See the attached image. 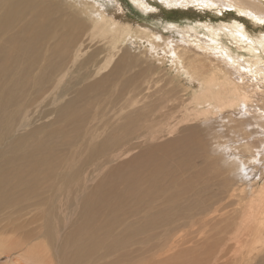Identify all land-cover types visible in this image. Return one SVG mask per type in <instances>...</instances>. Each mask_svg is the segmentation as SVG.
<instances>
[{"label":"bare ground","instance_id":"6f19581e","mask_svg":"<svg viewBox=\"0 0 264 264\" xmlns=\"http://www.w3.org/2000/svg\"><path fill=\"white\" fill-rule=\"evenodd\" d=\"M73 1L78 6L72 0H0V260L98 264L108 258L100 264H130L161 241L174 244L172 236L199 222L197 216L206 212L207 217L201 220L204 225L223 217L217 221L219 245L232 246L234 253L246 256L255 252L259 263H264V175L257 177L261 185L249 213L240 217L221 213L233 203L231 197L242 198L232 192L225 169L241 184V191L246 190V184L255 188L250 187L252 176L241 183L244 163L237 159L238 149L230 151V146L243 143L245 150L264 153V29L257 27L258 32L250 33L236 20L228 23L225 35L248 57L233 59L232 66L225 67L222 55L227 47L210 44L219 38L213 26H206L210 39L189 29L173 39L150 35L149 42L116 13L117 0ZM135 1L150 8L147 0ZM157 1L168 7H236L255 22H264V0ZM105 12L111 16L98 15ZM230 17L241 20L238 15ZM87 31L92 40L105 39L80 58ZM190 37L200 51L179 44ZM112 38L118 42L111 45ZM122 40L129 42L131 49L135 44L139 47L140 41L147 42L150 53L156 52L157 43L159 49L164 46L161 61L152 54V58L147 56L144 49L141 56L150 67H158L156 63L164 66L168 58L177 73L197 86L202 94L194 96L196 110H205L203 118L190 123L188 115L184 117L188 110L181 98L170 100L171 91L165 88L151 92L147 81L141 79L146 72L131 71L137 57ZM124 72L131 75L126 86L129 90L121 78ZM97 74L98 78L87 81ZM109 104L114 106L113 120L106 118ZM37 110L42 111L39 118L53 115L52 119L31 126L38 117L30 116ZM217 115L225 119L215 128L213 118ZM177 133L182 134L174 137ZM208 134L215 140L222 137L210 151L205 147ZM168 137L171 139L164 141ZM161 140L164 142L158 144ZM123 157L127 160L119 161ZM219 163L223 165L220 168L216 167ZM60 164L65 167L56 169ZM210 168H214L213 176L205 175ZM58 173L70 176L71 181L51 180V175L57 177ZM164 177L183 179L184 186L165 191L170 184L160 186ZM107 179H115V185ZM193 181L199 185H191ZM41 182L48 183L40 186ZM85 184L93 186L86 194L72 200L70 194L60 197L62 187ZM126 184L129 191L123 195ZM99 186L102 190L97 192ZM213 186L224 191L214 195L209 192ZM200 187L208 190V199L193 195L180 203L181 192L197 194ZM49 188L60 203L55 208L43 195ZM136 196H141L139 201ZM113 202L119 204L113 206ZM100 248L103 252L98 256ZM213 250L208 246L207 255Z\"/></svg>","mask_w":264,"mask_h":264},{"label":"rangeland","instance_id":"374dc122","mask_svg":"<svg viewBox=\"0 0 264 264\" xmlns=\"http://www.w3.org/2000/svg\"><path fill=\"white\" fill-rule=\"evenodd\" d=\"M117 1H118V5L116 7L118 9V12H116V13L120 14V16H122V18H124L123 22L131 24L133 27L136 26L138 32L140 31L139 33H141L144 37L147 36V40L149 42H151L150 41V35L158 34L159 37H162V36L166 37L167 36V37H172V39H173L175 37L177 38L178 34H180V33H181L180 35L182 36L183 30H189V29H195L194 31L196 32V34L198 36H200L201 38L210 39L211 36L208 33L206 26H208L209 28L211 26H213L214 28H216L218 30V31L217 30H215V31L218 33L219 38H217L215 40L212 39L210 44H213V43L220 44L221 43V44H224L225 47H227L225 54L222 55L225 57V59H224L225 61H222L225 67L232 66L231 61L233 59H239L242 61V58H244L245 56L248 57V54L246 52L240 51L236 47V45H235L236 43L232 37L225 35V28H226V25L228 23H232V22H234V20H236V21L240 22V27H242V28L244 27V29H247L248 32H250V33L258 32L259 27H262V29H264L263 28L264 22H255L246 13L244 14L240 9H238L236 7L230 8V7H226V6H220V7L216 6V7L207 8L205 5H200V4L187 6L186 8L181 7V6H179V7H168V6H164L161 2H159L157 0H147L150 8L144 9L135 0H117ZM72 3L74 6H78V4H76L73 0H72ZM104 3H105V1H104ZM98 15L99 16L104 15V16L110 17L111 12L110 13L105 12L103 14L98 13ZM231 15H235V16L238 15V17H240L241 20L239 21V18H236V19L231 18L230 17ZM120 16L117 17L118 21H119V19H121ZM168 35H170V36H168ZM88 36H89V38H88ZM102 38L103 37H98L97 39L95 38L94 40H92L90 37V34L87 31L85 34V40L86 41L82 45V46L85 45L84 46L85 48L81 52L80 58H84L87 54H89V52L92 51L99 44L100 41H102ZM135 38H136V36H135ZM104 39L105 38H103V40ZM133 39H134V37L132 36V40ZM95 40L98 42H96ZM193 40L194 39L191 38L190 41H188V42L186 41V43H179V44L182 46H185V47H190L193 51H196V50L200 51L199 49H196L198 47H196L195 45L192 44L194 42ZM93 41H95L96 43ZM116 41L117 40L115 38L114 39L112 38L111 45H113L114 42H116ZM121 43L123 44L124 47L129 48L130 52L132 54H134L135 57H137L136 58L137 63L135 65L131 64V68H132L131 71L136 72L137 70H140V71L146 72V77L145 78L142 77L141 79H145L147 81L145 83V85L150 88L151 92L159 91L161 88H165L166 92L171 91V95L169 96L170 100H173L176 98H179V99L181 98L184 101L185 107L188 110V113H187V111L185 112L186 115L184 117H186L188 115L187 118H188V121L190 123H192V122L196 123L197 121H199L203 118L205 110H202V109L196 110V107L198 105H197L196 98H194V96L196 97V96H199L202 94L201 92L199 93L198 87L195 86L194 84L193 85L190 84L184 75L177 73L176 67L174 66V64L169 62L168 58H166L164 66H161L159 63H156V65L158 67H156V66L150 67V65L145 61L144 56L143 55L141 56L142 49H144L143 51L146 52L147 56H149L150 58H152L154 56L157 58L159 57V60H160L161 59L160 57H163V54L160 50H162L164 48V46H160L161 48L159 49V44L156 42L157 47H158V48L157 47L154 48L156 50V52L150 53L148 50L151 47H150V44L147 42H141L140 41V44H141V45H139L140 48L137 46V44H135V46L132 49L129 47V45H130L129 42L122 40ZM146 46H147V48H146ZM85 50H87V51L85 53H83ZM230 53H232V58H228L226 60L227 56ZM151 54L154 56H152ZM97 59L99 60V63L103 62L101 60L102 58L100 55H99V57H97ZM138 59H140V60H138ZM161 71L163 72V74ZM94 74L92 75V77L94 76ZM99 75L100 74H97L94 78L90 77L89 79H87V81H92L95 78H98ZM158 75H160L161 77ZM130 77H131V75L129 73H126V72H124L121 76L125 89H127L126 86H128L130 84V82H129ZM158 82L160 83L159 85H158ZM156 84H157V86H156ZM191 89H193V90H191ZM127 90H129V89H127ZM144 93L145 92H142V93H140V95H143ZM190 93H193V95ZM141 99H143V98H141ZM64 100L62 102H64ZM143 100L149 101L150 99H146V100L143 99ZM49 101H51V99H46L45 102H49ZM155 101H157V97L152 102H155ZM60 104H61V102H60ZM57 105H59V102L57 103ZM42 106H43V104H41V108H42ZM112 107H113V110H112ZM108 108L109 109H107V111H106V118H109V119L112 118L111 120H113L114 119V117H113L114 106L109 104ZM49 109H51V107ZM39 111L40 110L35 111L34 115L32 114L30 116V117H32L30 119H36L38 116L41 117L39 115ZM40 113H42V111H40ZM223 116H225V115H223ZM39 117L36 120V122L31 126H36L39 124L44 125L45 123L49 122V120L52 119L53 115H49V117H47L48 119L45 117H43V118H39ZM223 119H225V118H223L220 115H217V117H214L213 118L214 127L215 128L218 127ZM98 123H100V117H99ZM249 123L255 125L254 120H251ZM62 125L66 128L67 123L64 121V122H62ZM243 129L245 130V128H243ZM106 132H108V131H106ZM207 132H209V131H207ZM207 132H203V133L206 135ZM181 134L182 133H177V134H175L174 137H178ZM211 136H212V134H208L205 137L206 138L205 139V141H206L205 147L209 151H210V147L212 145H214L215 143H218V142H222V137L219 138L218 140H215V139H211ZM171 137L166 138L164 141L171 139ZM164 141L161 140L157 143L162 144ZM226 145H228V144H226ZM237 145H239V146H235V145L232 146L231 145L230 151H232L233 148H237L238 153H239L237 159H240L242 161V163H244L243 164L244 168L241 169L242 170V180H241L242 182L241 183L242 184L247 183L246 180H250V179H246V177L252 176L253 177V183L250 187H255V188L249 189V186L246 184V185H244V186H246V190L241 191L242 190V188L240 187L241 184L240 183L238 184L235 181V179L231 176L229 171L225 169L224 174H227V175L226 176L224 175V176L228 180L227 182H228V184H230V186L232 188V192L236 193L237 195L242 194L241 195L242 198L239 197L236 199V197H234V196L231 197L229 199V201H232L233 203L230 206L226 207L223 211H221V213H224V212H227L228 214L229 213H235V214H238V216L240 217L242 214L245 215V213L246 214H247V212L249 213V211H250V210H248V209H250L249 207L251 205L254 207L255 203H257L256 197L253 195H254V193H256L258 191V189H259L258 185L259 186L261 185L260 184L261 179L259 180V179H257V177L260 174L264 175V153H257V151L253 152V151L245 150L242 147L243 143H239ZM134 151H132L128 155V157H130V155ZM127 158L123 157L119 161H122L123 159L127 160ZM149 158H150V155L147 156V159H149ZM194 163L196 165H199L200 164L199 159H195ZM246 163H247V165H246ZM219 166H223V165L221 163L216 164V167H219ZM64 167H65V165L60 164L59 166H57L55 168L61 169ZM65 169H68V164H67ZM109 169H110V167L107 166V172L109 171ZM213 172H214V168H210L209 171H207L205 173V175L213 176ZM58 174L59 175L57 177L51 175V180L59 179L61 181H69V182L71 181L70 176L64 175L63 173H58ZM50 181H48V182H50ZM184 181L185 180H183V179L175 180V179H172L169 177H164V182H161L159 184L161 187L164 184H170V186L168 188H166L165 191L174 190V189L175 190H181V188H178L177 185L184 186V184H183ZM48 182H41L40 186H44L43 184H47ZM107 182L111 185H115V179H109V180L107 179ZM93 184H95V182H93ZM193 184L199 185L196 183V181H193L191 185H193ZM126 186H127V184L124 185L123 195L125 192L129 191L128 189H125ZM92 188H93V186L91 187L89 184L79 185V186L77 185V186H75V187L73 186L71 188H63L62 187L60 197H63L64 195H67V194H70L68 199L72 200V198H75L76 195H78L80 193L86 194ZM75 189L76 190L79 189V191L77 192V191H75ZM212 189H213V191L209 188V192H213L214 195L218 192L224 191L222 188H216V186H213ZM235 189H237V190H235ZM101 190H102V186H99L96 188L97 192H100ZM248 191H249V193H248ZM208 194H209L208 190L202 189L201 187L199 188V192L197 194L193 193V194H188V196H185L181 192V195L183 198L180 200V203L183 204L185 199H187L193 195H199L202 198V200L204 197H206L208 199L209 198ZM245 194H248V195H245ZM43 195L49 199V201L51 202V204L54 208L56 206L60 205L59 201L57 200V195L55 194V192L53 191L52 188H49L48 190H46ZM136 197L138 198V201H139L141 196H136ZM227 198H228V196H227ZM112 199H113V201H115L114 197ZM117 204H119V202H113V206L117 205ZM64 207H65V205H64ZM151 207H154V205L146 207L144 209V212L149 211V209ZM234 210H236L237 212H234ZM203 214H205V216H204V218H201L200 216ZM201 215L197 216V219H199V222L197 221V223H195L192 226H190L191 224L187 225L186 227H184V228L180 229L178 232H176L175 236L173 235L174 237L172 236V238L175 239L174 244H171L168 242L164 243V241H161L157 248H155L151 251H146L141 256L135 258L136 260L131 262L130 264H242V263H248V262H251L248 264H264V263H259L260 257L255 252H253L251 254V256H246L245 254H242V252L234 253L231 250L232 246H228L225 248L223 245H219V243L217 242V237L220 234V232L217 229L220 228V224H217V221L219 220V218H223L222 215L217 217L218 219L212 220L211 222L206 221L208 223L207 225H204L201 222V220L202 219L205 220V218L207 217L208 214L206 215V212H204ZM109 239H110V237L107 238V240H109ZM37 241H39V239ZM154 242L155 241L153 239V241H151L150 243L153 244ZM237 245H238L237 243H234V246H237ZM208 246L213 247V249H214L213 252L210 253L209 255H207V247ZM172 250H174V252ZM253 250H255V249H252V251ZM102 252H103V248H100L98 256L100 254H102ZM9 261L10 260L8 258H5V259L0 260V264H28L24 260H22L21 258H19V261L17 259L14 260L13 262H9ZM102 261H103V263H106L109 261V259L107 258V260H98V264H100Z\"/></svg>","mask_w":264,"mask_h":264}]
</instances>
